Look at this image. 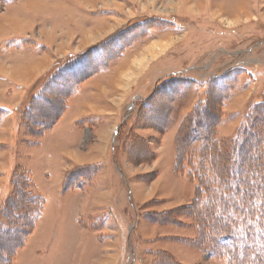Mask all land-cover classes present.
Returning a JSON list of instances; mask_svg holds the SVG:
<instances>
[{
  "label": "rangeland",
  "instance_id": "rangeland-1",
  "mask_svg": "<svg viewBox=\"0 0 264 264\" xmlns=\"http://www.w3.org/2000/svg\"><path fill=\"white\" fill-rule=\"evenodd\" d=\"M101 46V69L67 97L64 129L50 136L60 117L28 130L36 80L93 68L85 57ZM254 104L264 125V0H0V207L29 206L25 175L45 199L8 264H228L200 244L216 221L200 235L197 183L176 160L211 134L233 138ZM15 240L0 239V253Z\"/></svg>",
  "mask_w": 264,
  "mask_h": 264
},
{
  "label": "trees",
  "instance_id": "trees-1",
  "mask_svg": "<svg viewBox=\"0 0 264 264\" xmlns=\"http://www.w3.org/2000/svg\"><path fill=\"white\" fill-rule=\"evenodd\" d=\"M85 60L94 67H86L84 70L72 68L74 73L71 75L65 74L71 71L68 69L58 81L55 77H58L56 68L53 67L36 80L38 83L45 81V85L41 89L39 87V90L35 89L27 97L21 111L28 130L37 131L53 125L66 111L67 97L73 94L82 79L101 69L99 67L102 63L98 56H86ZM51 94L54 99H50ZM257 106L258 104L248 105L233 138L224 140L211 134L208 139L203 140L202 145L194 146L190 152L186 151L185 156L184 153H179L176 160V166L180 170L185 166L184 163L189 165V179L197 183V193L191 207H197L198 212L201 210L200 214L193 212L200 235L203 229L212 225L208 215L216 221L212 230H206L205 240L201 237L199 242L202 246L203 243L208 245L213 251L216 249L221 257L226 256L228 264H264V239H261L264 238V175L256 166L260 161L254 159L257 155L264 154V125L263 118H257L258 115L254 113ZM8 111L7 108L0 107V115ZM210 111L211 109L209 114L203 115L207 123L212 121ZM192 124H196V119ZM208 126L211 127L210 124ZM241 157L245 158L244 163H241ZM261 160H264V155ZM249 163L252 167H249ZM14 178V185H21L20 182L17 183L16 175ZM24 182L22 186L29 188L30 184L32 187L31 179L26 175ZM27 188L25 200L30 203L29 206L16 209L14 197H11L0 207V217L5 218L4 222L7 223L5 227L0 226V239H17L7 251L1 249L3 253H0V264H8L12 260L17 250L25 244V238L29 234L27 230L34 228L43 213L45 199L27 191ZM203 201L204 204H201ZM207 208L210 209L206 211ZM15 217L19 219L15 221ZM227 236L228 240L232 239V243L226 248L224 241L219 239ZM253 240L256 241L253 243Z\"/></svg>",
  "mask_w": 264,
  "mask_h": 264
},
{
  "label": "crops",
  "instance_id": "crops-1",
  "mask_svg": "<svg viewBox=\"0 0 264 264\" xmlns=\"http://www.w3.org/2000/svg\"><path fill=\"white\" fill-rule=\"evenodd\" d=\"M32 29V28H31ZM24 36V35H23ZM45 58V57H44ZM43 58V56L41 57V58H39V59H35L32 63H31V65H30V73H32V77H31V80H29V82L27 81V82H23V84L22 85H31L30 83L33 81V79L35 78V77H38V71H40L43 67H44V64H46L45 62H46V58L44 59ZM43 59V60H42ZM49 64L47 63V66L45 67V69L44 70H42V71H45L46 69H48L49 68ZM40 74V73H39ZM22 83V82H21ZM70 104V103H69ZM67 109H66V111L64 112V114L61 116V118L59 119V121L56 123V125H55V127H54V129H52V133L50 134V136L52 135V134H54V133H56V132H58V131H61L62 129H64V128H61L62 126H63V124H62V121H63V118H65L66 117V115L70 112L71 113V111L73 110L74 111V105L72 104H70L69 106L67 105ZM76 119L74 118V116L72 115V117L68 120V122L65 124V126L67 127V131H71V129L73 130V128H74V126L75 125H77V124H75L76 122ZM65 137V136H64ZM65 142H66V140H65ZM64 141L63 142H61V143H59V145H61V144H66V143H68V142H66L65 143ZM43 220V215H41V217H40V223H41V221ZM34 234H32V236H33ZM29 244V243H28ZM28 246V245H27Z\"/></svg>",
  "mask_w": 264,
  "mask_h": 264
},
{
  "label": "snow or ice",
  "instance_id": "snow-or-ice-1",
  "mask_svg": "<svg viewBox=\"0 0 264 264\" xmlns=\"http://www.w3.org/2000/svg\"><path fill=\"white\" fill-rule=\"evenodd\" d=\"M105 47L106 46H101V48H98L96 50V55L100 58H103L104 55H105ZM264 155V154H261V155H257L254 159L256 161H260L256 166L257 168L261 171V174L264 175V160H261V156ZM229 159H231V155L229 154ZM245 162V158L244 157H241V163H244ZM249 167H252V164L249 163Z\"/></svg>",
  "mask_w": 264,
  "mask_h": 264
},
{
  "label": "bare ground",
  "instance_id": "bare-ground-1",
  "mask_svg": "<svg viewBox=\"0 0 264 264\" xmlns=\"http://www.w3.org/2000/svg\"><path fill=\"white\" fill-rule=\"evenodd\" d=\"M147 49V48H146ZM151 49V48H150ZM152 50V49H151ZM145 53V52H144ZM152 53V52H151ZM143 54V53H142ZM153 54V53H152ZM144 57V56H143ZM142 57V58H143ZM143 62V61H142ZM137 66H139V65H137ZM130 71H131V69H130ZM127 77H129V72L127 73Z\"/></svg>",
  "mask_w": 264,
  "mask_h": 264
}]
</instances>
